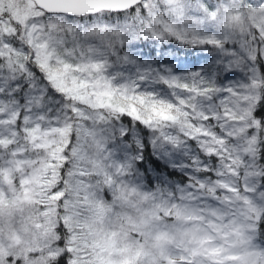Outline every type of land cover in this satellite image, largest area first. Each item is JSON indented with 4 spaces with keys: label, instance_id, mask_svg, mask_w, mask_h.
I'll return each instance as SVG.
<instances>
[{
    "label": "rangeland",
    "instance_id": "374dc122",
    "mask_svg": "<svg viewBox=\"0 0 264 264\" xmlns=\"http://www.w3.org/2000/svg\"><path fill=\"white\" fill-rule=\"evenodd\" d=\"M40 10L32 0H0V14L12 12V19L23 31L30 50L28 56L35 51V62L48 71L50 61L62 58L64 52L60 47L48 50L49 42L40 34L43 27L33 36L36 28L32 17ZM247 24L240 18L236 22L228 21L226 27L242 31ZM47 27L54 34H61L56 25ZM13 29L12 25H0V33ZM0 49L4 52L6 47L0 46ZM56 67L62 70L52 71L51 82L66 95L93 107L123 111L117 106L125 101L109 91L100 68H94L87 79H81L72 74L74 69L70 63L54 64L53 68ZM77 69L85 71L80 65ZM245 73L240 79L246 78ZM253 75L251 83L243 84V91L233 93L232 106L225 113L228 118L225 138H214L215 147L211 149L218 150L222 156L218 171L219 179L226 184L222 185L220 195L225 201L219 199L212 210H196L187 201L179 206L165 196L134 191L119 180L124 170L105 155L95 159L88 172L80 171L81 175L88 176L87 180L71 175L69 208H65L63 214L65 225L71 231L67 244L72 245L71 248L68 245L67 250L86 259L87 264H264V248L257 247L253 237L254 224L264 207V191L256 180L259 168L253 157L257 124L251 116L252 85L257 83L258 77L256 73ZM125 80L118 78L117 82ZM132 110L135 112L134 107ZM161 119L166 120L168 116L161 114ZM36 120L33 117L30 131L24 132L26 143L12 145L11 139H6V130L0 128V264H45L50 252L52 256L56 254L50 244L54 240L55 202L63 192H53V188L61 176L62 149L67 143L68 127L49 120L39 125ZM24 144L31 147L28 153ZM96 172L98 175L91 178ZM104 184L110 188L106 194ZM204 185L209 184L205 181ZM172 211L181 212L176 214L181 218L179 223L185 225V232L191 234L188 245L194 255L168 256L170 249L165 241H175L166 231L157 233L155 239L161 240V244L156 243V248L143 240L148 235L147 225L152 229L158 218L173 215ZM34 217L40 221L34 228L42 230L39 233L42 243L35 235L25 241L18 231ZM39 249L45 251L43 256L38 253ZM165 256V262L157 260Z\"/></svg>",
    "mask_w": 264,
    "mask_h": 264
},
{
    "label": "snow or ice",
    "instance_id": "6c2138e0",
    "mask_svg": "<svg viewBox=\"0 0 264 264\" xmlns=\"http://www.w3.org/2000/svg\"><path fill=\"white\" fill-rule=\"evenodd\" d=\"M193 10L196 13L194 15L190 14ZM53 16L71 21L63 34L49 31L47 24ZM218 18H222L225 23L217 25ZM240 18L248 22L246 32H235L226 27L228 21L236 22ZM40 20L44 21L43 25L39 23ZM0 25L16 28L14 34L0 33L4 43H11L26 53L30 51L23 43L19 25L12 19V12L0 14ZM32 25L36 28L33 36H37L43 27V33L40 34L49 42L48 50L60 47L64 55L56 61H50L49 70L46 71L35 62L37 53L33 51L24 64L25 71L18 77L6 82L0 75V99L7 97L25 105L39 101L40 106L27 114L31 115L32 111L38 116L47 113L49 122H52L51 117L65 113L69 118L87 122L93 118L87 115L74 116V107L69 106L72 98L53 86L52 71L62 70L60 67L53 68V65L70 63L74 69L72 74L81 79H87L89 72L100 68L109 91L125 102L117 106L123 111L98 110L93 123L103 122L111 129L121 117H127L158 131L164 140L173 145H179L182 140L195 141L199 152L192 161L191 167L195 173L188 186L193 195L204 186L205 180H212L221 174L217 169L222 156L218 150L211 149L215 147L214 138H225L228 125L225 113L232 106L233 93L244 90L242 81L220 86L211 76L201 72L178 76L167 68L154 69L151 65L142 64L134 78L118 83V74H110L108 69L113 58L120 63L127 59L121 57L120 53L128 51L124 46L130 40L140 39L153 45L171 41L184 48L211 50L223 62L219 67L213 66L214 71L221 73L241 66L242 58L246 62L242 65L246 70L245 81L251 83L258 69L261 78H264V70H261L264 68V0H214L211 6L204 0H125L121 6L104 7L83 14L62 12L40 16L37 13L32 17ZM89 25L97 32L102 31L103 39H92L88 35ZM249 41L255 46L254 55L247 51ZM144 47L147 48V44ZM172 50L175 51V48ZM154 51V48L149 49L148 54ZM157 63H165L163 57ZM77 65L85 71L78 70ZM75 107L87 106L77 103ZM21 112L24 113L25 109L22 108ZM161 114H166L168 119H161ZM254 115L264 124V99L258 103ZM169 130L176 131L177 135H171ZM74 137L79 142V136L74 133ZM69 149H72V141ZM68 155L66 151L65 156ZM260 158L264 159V151H261ZM64 167H69L67 159ZM218 202L210 201V204L214 206ZM259 227L264 228V223ZM64 232L71 236L67 229ZM59 243L63 246L65 242L61 240ZM77 260L79 264H87L86 259H80L79 255L67 248L60 256V264H76Z\"/></svg>",
    "mask_w": 264,
    "mask_h": 264
},
{
    "label": "trees",
    "instance_id": "16d2710c",
    "mask_svg": "<svg viewBox=\"0 0 264 264\" xmlns=\"http://www.w3.org/2000/svg\"><path fill=\"white\" fill-rule=\"evenodd\" d=\"M204 2L211 6L214 0H204ZM44 13L47 12L40 10L39 15L43 16ZM190 14H196L195 10ZM39 22L44 24L42 20ZM70 23L71 21H66L62 17L53 16L50 18L47 26L54 24L61 34H63ZM220 24H222V19L218 18L217 25ZM12 27L14 28L12 32L5 33L14 34L16 28L14 26ZM87 27L88 35L92 39L98 41L103 39L104 33L102 31H95L94 27L91 25ZM246 27L242 28V31L246 32L248 30V24ZM19 29L23 43L26 45L23 31L20 27ZM229 29L235 32L241 31L239 28L232 29L229 27ZM8 38L11 39V35H9ZM0 42V46L6 47L4 52L0 51V59L3 60V63L0 64V69H3V72H0V75H2L7 82L18 77L22 71H25L24 64L29 57L27 53L30 51L26 53L23 49L14 47L11 43H4L3 37H0ZM113 43H115V41H113ZM145 44H147V48L144 47ZM124 47L128 49V51L120 53V56L127 57V59L123 63H120L116 58H113L112 64L108 69L111 74H118L121 79L134 78L140 70L139 65L143 64L151 65L154 69L167 68L172 74L178 76L201 72L213 77L220 86H223L224 83H232L234 81H244L243 84H249L245 79H240V77H243V72H246V70L242 68V58L241 66L228 69L221 73L214 71L213 66L219 67L223 62L216 58V53L208 49L201 51L199 49L184 48L179 44H173L171 41L153 45L147 40L140 39L130 40ZM153 48L155 51L152 54H148L149 49ZM173 48H175V51L172 50ZM162 49L168 50L162 51ZM247 51L252 55L255 54V46L251 41L248 42ZM130 53L132 55H130ZM161 57H163L165 61L163 64L157 63L160 61ZM261 70H264V68ZM230 72L234 74L229 75ZM256 75L258 76L257 83L252 85L254 100H252L251 107V116L257 124L256 144L253 147V157L254 162L259 168L256 180L259 188L264 191V159L260 158L261 151H264V124H261L254 115L258 103L264 99V78H261L259 69ZM225 77H227V79H225ZM31 87L32 86L29 85L30 89ZM0 91H2V89H0ZM77 103L87 107H75ZM39 106V101L35 104L25 105L23 103L18 104L15 100H9L7 97L0 99V128L6 130V139H11L10 143H12V145L22 142L26 143L24 132L30 131L34 123V121H32L33 117L37 118L35 122H38L39 125L49 120L47 113L38 116L35 111H32L31 115L27 114L28 111ZM69 106L74 107V116L87 115L93 119L86 122L83 119L69 118L66 113L51 117V123H57L58 121V125L67 126L68 131L66 133L67 143L62 149L63 164L60 170L61 176L58 180V184L53 188V192H63V196L55 202L57 211L55 213L56 215H54L56 219L53 229L54 240H52L50 244V249L52 246L53 249L56 250V254L52 256L50 252L45 264H60V256L64 249L68 248V245H70L71 248L72 245L71 242L67 244V239L70 236L64 232V229H67V227L63 216V214L66 213L64 209L69 208L68 202L70 199L71 175L87 180L88 176L81 175L80 171L88 172L94 160L100 159L102 156L106 155L114 165H118L122 168L121 170H124V174H121V179L119 180L123 185L127 184L128 187L132 190L134 189V191H141L151 195H162L179 206L186 204L185 201H187L190 204L189 206H192L196 210L209 208L212 210L215 209L218 203L213 206L210 204V201L215 202L219 199L225 201V198L220 195L221 189H223L222 185L224 186L226 184L219 179L220 175L214 177L212 180H205L209 185H204L195 192L194 195L189 192L188 186L190 178L195 173V169L191 167V165L192 161L197 158L199 152L195 141L182 140L179 145H173L164 140L158 131L148 128L143 123H137L127 117H121L114 123L113 128L110 129L108 124L103 122L93 123V120L96 117L97 111L100 109L113 111L117 109L98 105L93 107L90 103L80 102L74 98H72V102ZM22 108L25 109L24 113L21 112ZM27 116L30 117L27 119ZM105 129H107V131H105ZM169 132L171 135H177L174 130H169ZM74 133L79 136V142H76ZM70 141H72L71 150L69 149ZM10 143L7 149L10 148ZM24 145H26V153H28L31 147H29L28 144ZM66 151L69 153L67 157L65 156ZM200 155L202 156V154ZM66 159L69 161V167L67 168L64 167ZM97 173L98 172L93 174L91 178L98 175ZM106 184L103 185L105 194L108 189H110ZM78 190L80 191V189ZM158 211L159 214H161L162 211L160 208H158ZM176 213L181 212L172 211L173 215L158 218L152 229H148V227H150L148 224L145 228L148 235H146L143 240H146L150 246L154 244V248H156V243L161 244V240L155 239L158 235L157 233L166 231V233L174 236V241L176 243H171V241L166 243L165 241L167 249L168 247L170 249L167 254L168 256H182L179 253L194 255V253L189 251L188 245L191 240V234L185 232V225L179 223L181 218ZM261 223H264V207L254 224L255 230L253 234L254 241L256 245H258L257 247L261 246L264 248V228L259 227ZM67 231L68 233L71 232L68 229ZM61 240L65 242L63 246L59 243ZM163 250H165V248H163ZM70 252L73 251L70 250ZM38 253L43 256L45 251L39 249ZM157 260L160 263L165 262L166 256L164 258H157ZM168 264H170V262H168Z\"/></svg>",
    "mask_w": 264,
    "mask_h": 264
},
{
    "label": "water",
    "instance_id": "95a60500",
    "mask_svg": "<svg viewBox=\"0 0 264 264\" xmlns=\"http://www.w3.org/2000/svg\"><path fill=\"white\" fill-rule=\"evenodd\" d=\"M37 8L47 13L69 12L83 14L104 7L121 6L125 0H32Z\"/></svg>",
    "mask_w": 264,
    "mask_h": 264
},
{
    "label": "clouds",
    "instance_id": "9594fccd",
    "mask_svg": "<svg viewBox=\"0 0 264 264\" xmlns=\"http://www.w3.org/2000/svg\"><path fill=\"white\" fill-rule=\"evenodd\" d=\"M40 222L37 218H33L31 220L28 221V223L26 225H21L20 228L18 229V231H20L22 238L25 241H28L30 239H32V237L35 235L37 238H40L39 233L42 230H36L34 228V224ZM27 228V231H24V228ZM41 243H42V238H40Z\"/></svg>",
    "mask_w": 264,
    "mask_h": 264
}]
</instances>
